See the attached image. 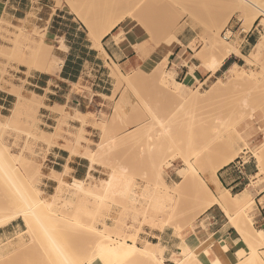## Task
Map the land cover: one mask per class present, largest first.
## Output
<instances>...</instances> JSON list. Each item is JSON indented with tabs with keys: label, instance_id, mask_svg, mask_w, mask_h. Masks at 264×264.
<instances>
[{
	"label": "rangeland",
	"instance_id": "rangeland-1",
	"mask_svg": "<svg viewBox=\"0 0 264 264\" xmlns=\"http://www.w3.org/2000/svg\"><path fill=\"white\" fill-rule=\"evenodd\" d=\"M17 1H22V5H29L27 14L19 13V19L5 15L3 2L4 6H0V89L4 88L5 84L11 86V92L17 96L14 103L7 107L9 110L0 107V144L6 145L10 152L16 154V160L13 162L16 169L18 168L19 176L14 177V184L0 168V264H133L113 262L98 254L96 242L99 234L96 229L104 230V234L113 239L133 241L136 238L142 245L138 235L145 225L160 229L172 225L179 232L188 224H192L203 211L207 199L201 180L193 178L181 194L175 195L174 184L166 187L164 179L165 170L173 168L178 174L174 180L181 179L180 170L185 166L186 159L183 155L190 159L197 157V173L204 178L231 157L235 160L242 156L243 160L254 162L257 169L247 183L258 182L259 186L254 191V200L257 201L258 194L264 190V173L260 177L255 176L259 170L257 159L254 157L264 142V79L257 85L249 83L248 80L246 83V80L240 82L241 84L229 82L232 85H223L213 93L214 95L208 91L216 79L207 86L200 85L198 88L183 83L180 94H175L156 80L165 70L157 64L153 67L154 63L152 64L150 59L155 60L148 55L160 45H167L169 39L172 40V46L178 43L174 37L186 36L189 44L192 42L190 48L201 63V58H205L208 52L206 44L211 43L213 39L208 29L214 21L212 18H216L220 37H224L228 30L235 35L239 33L235 44L238 48L245 34L255 32V42L246 48L245 55L252 57L254 44L264 37V30H261L264 23L258 22L257 26L244 31L242 26L249 23L252 14L245 16L243 13L223 8L212 0H157V7L154 2L150 8L151 11L155 10L154 14H146L150 27L152 26V31L155 32L144 53L149 63L144 61L143 65L147 67L148 72H141L139 77L134 78L143 65L124 73L116 68V73H113L117 85L111 98L115 102L112 115L100 113L98 118L97 114L86 113L85 116H79L77 113L70 117L65 114L64 107L54 109L62 114L59 127L68 118L80 120L83 126L89 123V117L94 119L93 125L99 129L100 141L94 143L85 139L83 135L87 134V131L84 129L80 131V138L87 144H93L91 148H87L88 156H93L94 153L97 158L106 160L105 177L110 179L114 176L110 189H106V180L92 176L83 180V184L75 182L72 185L63 180L61 175H52L58 180V186L51 192L43 183L42 164L37 158L43 144L51 145L52 139L58 136V133L49 134L48 128L39 126L42 98L28 94L24 87L27 81L21 78L24 74L30 76L36 71H50L52 66L58 64L54 63L57 47L52 41L45 39L47 31L41 29V26L46 24L45 20L39 19L40 16L45 19L44 11H40V15L35 14V9L49 0ZM50 3L56 8L72 12L64 0H50ZM119 3V0H81L80 3L76 2L73 8L87 18L97 20L105 6ZM78 4L81 5L80 9ZM120 7L117 6L111 18L121 16L125 25L137 24L143 39L138 44L148 40L149 34L144 26L139 24L136 18H131L125 13L121 5ZM73 14L81 22L78 13ZM136 16L142 17V14L138 13ZM194 17L197 19H192ZM83 26L88 37V29L84 24ZM259 31L261 32L258 33ZM121 32L123 34V30ZM42 38L51 46L43 42ZM50 61L54 64L48 70ZM246 61L244 57L242 65ZM166 62L165 57L163 64ZM252 69L257 76H264V53L259 56ZM193 91H199L198 96L203 99V102L199 99L201 103L197 104V110L191 109L188 104L182 105V96L192 95ZM190 106L194 107L191 104ZM255 126L256 132L262 134L261 138L257 136L250 139L249 135L243 134L248 127L253 129ZM67 134L73 135L70 132ZM187 144L191 147L186 148ZM169 162L175 166H169ZM207 180L209 181L208 178ZM81 185L93 191L90 190L86 194L81 191ZM19 192L29 194L27 196H33L35 199L52 201L54 211L51 212L54 213L46 210L47 212L41 213V219H31L29 216L32 230L28 229L29 219L23 217L7 222L9 216L17 212L23 204L17 197ZM92 193H96L97 197ZM13 194H17L16 197ZM12 195L18 198V203L10 202ZM260 202L264 204V198ZM172 210H175V213L170 221L168 217ZM254 213L255 211L242 223L252 224L257 230L262 229L255 224ZM44 214L46 216H43ZM3 222L4 224H1ZM18 223H21V226L14 229L12 224ZM54 242H59L65 256L57 251ZM256 248L264 260V245L256 243ZM183 260L185 264H202L196 256L194 259V255L188 257L185 254Z\"/></svg>",
	"mask_w": 264,
	"mask_h": 264
},
{
	"label": "crops",
	"instance_id": "crops-1",
	"mask_svg": "<svg viewBox=\"0 0 264 264\" xmlns=\"http://www.w3.org/2000/svg\"><path fill=\"white\" fill-rule=\"evenodd\" d=\"M1 2L5 4V15L19 19V13L27 14L29 5H22V1L5 0ZM13 4L18 6L15 7ZM42 10L45 19L41 16L39 19L45 20L46 24L41 26V29L44 32L47 31L45 39L52 41L57 47L55 61L58 64L52 66L50 71H36L30 76L24 74L21 78L27 81L24 87L28 94H35L36 98H42L43 106L39 111V126L44 125L43 127L48 128L50 131L47 130V133L49 134L58 133V136L52 139L51 145L43 144L37 158L42 164L43 183L52 192L58 186V180L52 177L55 173L61 175L63 180L72 185L76 181L86 180L88 176L106 180L107 164L102 158H97L98 161L92 164L91 155H87V148H91L93 144H87L80 138V131L84 129L87 131V134L83 135L85 139L92 140L94 143L100 141L99 129L93 125L94 119L89 117L87 119L89 123L83 126L80 120L68 118L59 127L62 114L54 109L64 107L65 114L70 117H74L77 113L79 116H85L86 113L97 114L98 118L100 113L111 116L115 103L111 98L117 85L113 73H116V68L121 73L135 70L144 64L145 57L134 47L136 43L143 40L141 39L142 32L137 24L129 26L122 23L102 40L103 48L99 49L93 46L83 24L72 12L56 8L55 5H51L50 0L46 1L43 6L37 7L35 14L40 15ZM254 33L252 31L242 37L239 47L242 54L231 55L216 74H211L201 67V63L189 47L190 41L186 36L179 38L181 44L160 45L148 56L155 58L154 60H162L166 57L167 67L175 69L178 81L181 80L180 82L194 88L200 85L204 87L234 64H242L246 48L255 42ZM61 39L66 44L67 50L60 47ZM192 66L197 67L195 76L190 74ZM22 72L25 73L24 70ZM16 98V94L11 92V86L5 84L4 88L0 89L1 108L8 109L7 107L13 104ZM256 131V126L253 129L248 127L243 134L249 135L250 139L257 136L261 138L262 134ZM240 157L242 156L235 158L217 173L219 183L221 182L219 188L228 189L235 195L244 190V186L249 184L247 182L254 176L257 169L254 162L248 161L243 168H240L238 163ZM165 171V185L171 187L170 184L177 182L174 179L178 174L174 168ZM207 182L217 193V189L214 188L216 184L208 180ZM262 198H264V190L257 196L254 220L255 224L262 228L258 230L264 232V204L260 202ZM12 226L16 229L21 226V223L12 224ZM174 227L169 225L160 229L145 225L138 235V239L143 242L142 245L146 242L160 243L162 254L158 253L157 258L164 261V264H176L175 258L182 259L185 250L191 251L192 254L195 253L202 264H233L247 253L244 249L240 251L242 247L247 248L242 234L234 227L220 205L215 204L202 211L197 219L192 221V224H188L179 232ZM262 250L264 252V248ZM180 255L182 256L179 257Z\"/></svg>",
	"mask_w": 264,
	"mask_h": 264
},
{
	"label": "bare ground",
	"instance_id": "bare-ground-1",
	"mask_svg": "<svg viewBox=\"0 0 264 264\" xmlns=\"http://www.w3.org/2000/svg\"><path fill=\"white\" fill-rule=\"evenodd\" d=\"M64 1L71 7L72 10L71 9L70 10L72 11V13L73 12L78 13L81 22L88 29V37L92 41L93 46L95 48L102 49L103 48L102 40L106 36L110 35L114 29H116L117 27H119L123 23L121 16H119L115 19L111 18L113 16V13L116 10L117 6L120 7V5L122 6V9L125 10V13H127L131 18H136L137 21L139 22V24L143 25L144 28L146 29L147 33L149 34L148 40H146L145 42H143L141 44L136 43V45L134 46L135 49L142 56H144L145 49L153 40L155 32L152 31V28H151L152 26L150 27V24L148 22L146 14L150 13V12H152L151 14H154L155 10L152 9L153 11H151L150 8L153 7L152 5H154V2H155L154 6L155 7L158 6L157 0H135V1L134 0H119L120 3L117 5L112 4V5L105 6V8L102 10V12H101V14L97 20H93L89 17L87 18L86 16H84L80 12H78L75 9V7L73 8V6L76 4V2L80 3L81 0H64ZM212 2L220 5L223 8H229L234 12L243 13L245 16L252 14V18L250 19L249 23L246 24V26H242L244 31H249L258 22L264 23V17H263L264 16V0H212ZM0 6H4V4L2 2H0ZM77 6H80L79 9L81 8L80 4H78ZM162 6H163V4L161 5V8H162ZM191 7H192V5H191ZM138 13L142 14V17H137L136 14H138ZM159 14H157V15H159ZM51 19H52V17H51ZM51 19L48 21L49 24L51 23ZM192 19H197V18L194 17ZM212 19H214V21L211 23L212 26L210 27V29H208L209 30L208 32L213 36V39H212L211 43L206 44V46L208 47V52L206 53L207 55L205 58H201V67L204 68L205 70L209 71V73H211V74H216L220 70V68L223 66L225 61L231 55H233V54L241 55L242 53L239 50V48L236 47V45H235L237 42V39L239 37V35H237V34H239V33H236V35H235L234 32L228 30L226 33V37L228 36L230 41L226 40L225 37H223V36L220 37L219 35L221 32L217 28L216 18H212ZM198 21L200 22V20H198ZM233 35H234V37H232ZM122 38H120V39H122ZM174 39L176 40V42L181 44V41L179 38L174 37ZM42 41L48 45L50 44V43H47V41L44 38H42ZM166 44L171 45L172 40L169 39L166 42ZM191 45H192V42L189 44V47ZM50 46H51V44H50ZM162 46H164V45H162ZM60 47L62 49L67 50V46L64 43L63 39H61ZM263 53H264V37L261 38L260 40H258L254 44V52L252 53V57H247V56L243 55L244 57H246V60H247L244 65L234 64L231 68L225 70L223 72L222 76H218L216 78V81L212 84V86L208 92L211 95L213 93L215 94L221 87H223V85H225L229 82H237V84H238V83L246 80L244 83H246L248 81H249V83L254 84V85L262 83L263 82L262 79H264L263 78L264 76L262 78L257 76L254 73L252 66L258 62L259 56L262 55ZM150 61L152 64L154 63V65H152L153 67L157 64L158 66H162L165 70L163 74H160L156 77V80L159 81L160 83H162L163 85H165L168 89H171L169 91H171L175 94H180L181 89L184 87V85L182 82H180L176 79L177 74H176L175 69L174 68H166L167 62L165 64H163V59L162 60H155V61L150 59ZM145 62H147L146 64L149 63V61L146 58H145ZM54 63L57 64V61H54ZM54 63H53V61H50L49 65H48V70L51 68L52 64H54ZM195 68H197V67H195ZM195 68L194 67L190 68L192 70L190 72H191V74H193V76H195ZM141 72H143V73L148 72V69L145 65H143L140 68V70L138 71V73L135 74L133 77L134 78L139 77ZM229 84H231V83H229ZM251 84H249V85H251ZM198 94H200V92L195 91L192 95H189V94L186 96L183 95L182 101L184 103L182 105L188 104L189 105L188 107H190L191 109L197 110L198 109L197 104H200L201 101L203 102V99L201 100L200 97L198 96ZM218 95H220V94H218ZM200 96L202 97L203 94ZM215 98H216V95H215ZM199 99L201 101H199ZM207 99L209 100V98H207ZM19 104L21 105V103H19ZM190 104L194 107L192 108L190 106ZM200 107H201V105H200ZM179 109L181 110V108H178V110ZM18 110H19V108H18ZM15 111H17V110H15ZM0 127H2V125H0ZM101 144H97V145H100V147H101L102 146ZM262 144H263V146L259 147V150L257 152H255V154H254V157L257 159V162H258V170H259L255 175L256 177L257 176L260 177V175H262L264 173V142ZM190 147H191V145L187 144L186 148H190ZM15 155L16 154L10 152L9 148L6 145L0 144V168L12 180V183L14 182V177L17 176L19 178V176L17 175L18 174V172H17L18 168L16 169V164H15V162H13V160H16V159H14ZM181 155H183V154H181ZM177 156H180V155H177ZM183 157L184 158L186 157V159H184V165L185 166L180 170L181 179L179 181H177L173 186L174 194L175 195L181 194V192H183L187 188V185L189 184L190 180H192L193 178H197L198 180H201V182L205 188L204 192H205V196L207 198L204 205H203V211L209 209L210 207H212L215 204L220 205L223 208V210L225 211V213L227 214V216L229 217V219L232 222V224L234 225V227L237 230H239V232L242 234L243 242L247 246V248H244V247L240 248V251L242 249L247 251L246 255L243 257H239L238 260L233 264H264V260L261 258L258 248H256V243H260V244L264 245V232L261 230L255 229L252 224L248 225L247 223H244V222L242 223V221H244L246 218L251 217L252 212L255 211V209L257 208L256 201L254 200V196H255L254 191L259 186V185H257L258 182L257 183L253 182V183L247 184L245 186L244 190H242V192L238 195H233L228 189H224V188L220 189L219 184L221 182L219 183V179L217 178V173L222 167L228 165L229 163H231L234 160V157L233 158L231 157V158L224 160L221 164H219L216 167V169H214L210 174L207 175V178L209 179V181L216 184V187H214V188L217 189V194H218L217 195L215 193L216 190L214 191L212 189V187L208 184V182L205 180V178L202 175H200L199 173H197V167H196V163L198 162L196 160L197 157H196V159H190V157L187 158V156H185V155H183ZM90 158H91L92 164H94L95 162L98 161L97 157L95 156L94 153H93V156L92 155L90 156ZM168 164H170L169 166L172 165L171 162H169ZM91 168H93V167H91ZM56 175H57V173H55V176ZM113 178H114V176L112 175L110 177V179H106V183H107L106 189H110L111 181L113 180ZM76 182L80 183V184L84 183V181H76ZM14 184H15V182H14ZM16 187H17V185H16ZM95 187H96V185H95ZM166 187H169V186L166 185ZM97 188H100V187L97 186ZM90 190L93 191L92 189H90ZM90 190H89V188L87 190V188L84 185H81V191L85 192L86 194H88L87 192H89ZM106 192H108V191H106ZM26 193H27V191H26ZM92 194H95V196H96V193H92ZM13 195H12V198L10 197V199H11L10 202L13 201L16 204V203H18V202H16L18 200V198L17 199L15 198L17 194L14 195L15 197ZM27 195H29V194H27ZM27 195H25L22 192H19L17 197H19V199L22 201L23 204L22 203L21 204L23 206L21 205V208L18 209L17 212L10 215L7 222L12 221V220L19 218V217H23L26 220L29 219L30 222H28V225H29L28 229L32 230V225H31L32 223H31L30 218L32 219V217H35L36 219H41L40 215L42 212H44L46 210L51 212V211H54V209L52 207V205H53L52 201H48L44 198L35 199V198H32L33 196L29 197ZM97 195H99V194H97ZM51 213H54V212H51ZM174 213H175V210H172L170 212V216L168 217V219L170 221L172 220ZM46 214H48V213H46ZM29 216H31V217L29 218ZM43 216H46V215L44 214ZM1 224H4V222ZM45 229H46V227H45ZM96 230H97V233L99 234L98 240L96 242L98 254L112 260L113 262H117V263L118 262H127V263L131 262L134 264V263L142 261V262H144V264H164L163 263L164 261L162 262L157 258L158 253L162 254V248L159 245L160 243L154 244L152 242H146L145 245L141 246L138 244L136 238L133 241L132 240L127 241V240L122 239V238L113 239V238H109L108 235L104 234V230H102V229H96ZM95 232H93V233H95ZM52 238L54 239V237H52ZM195 240H197V239H195ZM200 244H198V246ZM54 246L56 247L57 251L60 254L65 256L64 251L61 248L62 246L60 247L59 242L58 243L54 242ZM185 254L188 255V257L189 256L191 257V255H194V259H195V253L192 254L191 251L185 250ZM185 254H183V255H185ZM187 260H186V262H187ZM175 261H176V264H185L183 258L182 259L175 258ZM190 261H191V259H190ZM75 264H76V262H75ZM85 264H86V262H85Z\"/></svg>",
	"mask_w": 264,
	"mask_h": 264
},
{
	"label": "built area",
	"instance_id": "built-area-1",
	"mask_svg": "<svg viewBox=\"0 0 264 264\" xmlns=\"http://www.w3.org/2000/svg\"><path fill=\"white\" fill-rule=\"evenodd\" d=\"M259 26V25H258ZM261 30H264V27H261ZM261 31H259L258 33H260ZM224 37L226 40H229V37H226V32L224 33ZM238 163H239V167L243 168L245 166V164L247 163V161L243 160L242 157L238 158Z\"/></svg>",
	"mask_w": 264,
	"mask_h": 264
}]
</instances>
